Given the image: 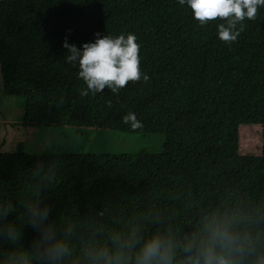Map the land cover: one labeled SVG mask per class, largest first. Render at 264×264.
I'll return each instance as SVG.
<instances>
[{
  "label": "trees",
  "instance_id": "trees-1",
  "mask_svg": "<svg viewBox=\"0 0 264 264\" xmlns=\"http://www.w3.org/2000/svg\"><path fill=\"white\" fill-rule=\"evenodd\" d=\"M222 23L201 25L178 0H0L1 91L23 97L24 121L165 135L157 153L66 150L67 136L49 152H0V203L14 206L7 219L21 233L0 250L30 246L37 231L22 205L38 199L71 232L70 264H84L85 247H113L115 234L183 239L214 219L264 252V7L234 42L218 38ZM97 33H133L149 79L81 95L62 42L80 47ZM129 112L141 127L122 121ZM255 123L260 152L243 154L236 129Z\"/></svg>",
  "mask_w": 264,
  "mask_h": 264
},
{
  "label": "clouds",
  "instance_id": "clouds-1",
  "mask_svg": "<svg viewBox=\"0 0 264 264\" xmlns=\"http://www.w3.org/2000/svg\"><path fill=\"white\" fill-rule=\"evenodd\" d=\"M192 12L193 19L201 25L222 19L217 25L218 38L234 42L242 31L245 18L255 19L264 0H178ZM67 50L65 62L78 65V77L86 88L81 95L103 92L105 88L118 93L129 81L143 79L147 73L140 71L139 44L136 36L128 33L112 37L95 34L93 41L80 47L62 42ZM122 121L132 129L141 127L135 113L129 112ZM23 217L36 231L37 236L27 248L14 247L0 250V264H70L73 248L71 232L58 228L50 219V208L40 200L24 202ZM14 212L11 203H0V242L16 244L21 239L20 227L7 217ZM113 247L88 246L82 251L84 264H243L251 255V264H264V252H257L242 242L231 222L214 219L206 223L200 234L177 238L171 233L155 232L142 240L138 230L127 235L115 234Z\"/></svg>",
  "mask_w": 264,
  "mask_h": 264
},
{
  "label": "rangeland",
  "instance_id": "rangeland-1",
  "mask_svg": "<svg viewBox=\"0 0 264 264\" xmlns=\"http://www.w3.org/2000/svg\"><path fill=\"white\" fill-rule=\"evenodd\" d=\"M0 73V152L26 153L49 152L63 145L65 136L70 140L66 150H82L104 153H134L148 151L157 153L165 140L164 133L144 131H106L92 128L37 124L23 120L25 102L23 97L2 93ZM238 149L243 154H258L262 138L260 124H241L236 129ZM78 144L76 145V143Z\"/></svg>",
  "mask_w": 264,
  "mask_h": 264
}]
</instances>
